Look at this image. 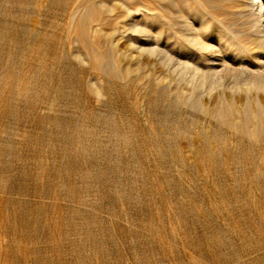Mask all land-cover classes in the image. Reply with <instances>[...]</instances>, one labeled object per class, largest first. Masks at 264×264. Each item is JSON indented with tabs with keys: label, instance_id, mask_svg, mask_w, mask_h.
<instances>
[{
	"label": "rangeland",
	"instance_id": "374dc122",
	"mask_svg": "<svg viewBox=\"0 0 264 264\" xmlns=\"http://www.w3.org/2000/svg\"><path fill=\"white\" fill-rule=\"evenodd\" d=\"M157 1L0 0V264H264V126L206 107L264 103V86L201 55L203 74L178 65L180 9L247 46L253 15ZM158 30L172 57L133 42Z\"/></svg>",
	"mask_w": 264,
	"mask_h": 264
},
{
	"label": "bare ground",
	"instance_id": "6f19581e",
	"mask_svg": "<svg viewBox=\"0 0 264 264\" xmlns=\"http://www.w3.org/2000/svg\"><path fill=\"white\" fill-rule=\"evenodd\" d=\"M21 1V0H20ZM30 1V0H29ZM73 0H71L72 3ZM88 1V0H87ZM157 1V0H156ZM191 1V0H190ZM213 1V0H212ZM224 1V0H223ZM236 1V0H235ZM233 1V2H235ZM13 2V1H12ZM39 2V1H38ZM57 2V1H56ZM55 2V3H56ZM62 2V0H61ZM69 2V1H68ZM75 2V1H74ZM149 2V0H148ZM163 0H158L156 6H161ZM166 2V1H165ZM173 2V1H172ZM177 2V1H175ZM199 4L207 2L206 0H198ZM22 3V2H21ZM76 3V2H75ZM179 3V2H178ZM193 3V2H192ZM222 3V2H220ZM243 6L247 5L250 10V14L253 15L254 18V25L253 29L250 31L253 40L251 41L252 46H247L241 43L240 39L235 35L232 34L225 24H217L213 28L206 24V19L204 13H194L192 10L189 9H180V15L183 17L184 20V30L181 31V39L184 41L181 45H179L181 54L183 58L179 59V64L181 65L184 70H191L194 74L204 73L206 69H204V64L202 62H198L194 60L195 55H201V58L207 62L209 61L210 64H207L210 69L215 70L218 72H222L225 68L226 64H230L234 68L250 73L254 76V79L250 82L252 85H256L259 87H263L264 83L261 81H257L256 77H264V0H244ZM19 4V3H18ZM23 4V3H22ZM59 4V3H58ZM112 4V3H111ZM154 4V3H153ZM152 4V5H153ZM210 4V3H209ZM213 4V3H212ZM227 4V3H225ZM224 4V5H225ZM232 4V3H231ZM241 4V3H240ZM21 5V4H20ZM62 5V4H60ZM73 5V4H72ZM96 5V4H95ZM98 5V4H97ZM102 5V4H101ZM106 5V4H105ZM222 5V6H224ZM229 5V2H228ZM239 5V4H238ZM23 6V5H22ZM49 6V5H48ZM112 6V5H111ZM110 6V7H111ZM144 6V5H143ZM142 6V7H143ZM158 6V7H159ZM241 6V5H240ZM242 6V7H243ZM97 7V6H96ZM113 7V6H112ZM155 7V6H154ZM169 7V6H168ZM191 7V6H190ZM194 7V6H193ZM196 7V6H195ZM226 7V6H225ZM95 9V7H93ZM144 8V7H143ZM240 8V7H239ZM98 10V8H96ZM109 9V7H108ZM142 9V8H141ZM150 7L146 6V8L142 9V15L144 18H150L149 15L152 12H149ZM139 11V13H140ZM206 11V10H205ZM97 12V11H96ZM100 12V11H99ZM97 12L93 19H101L100 13ZM103 12V11H102ZM104 13V12H103ZM154 13V12H153ZM217 13V11H216ZM220 13V12H219ZM140 14V16H141ZM223 14V13H222ZM155 15V14H154ZM216 15V14H215ZM225 15V14H224ZM141 16V17H143ZM179 16V15H178ZM97 17V18H96ZM155 17V16H154ZM103 18V17H102ZM152 18V17H151ZM92 19V17H91ZM105 19V17L103 18ZM219 19V18H218ZM154 20V19H153ZM209 20V19H208ZM99 21V20H98ZM102 21V20H101ZM104 21V20H103ZM146 21V22H147ZM151 21V20H149ZM157 21V20H156ZM137 22V21H136ZM139 22V21H138ZM155 22V21H154ZM158 22V21H157ZM181 22V21H180ZM107 23V22H105ZM135 23V22H134ZM139 23H136V25ZM160 24V22H159ZM100 25V24H99ZM141 25V23L139 24ZM143 25V24H142ZM146 25V24H145ZM153 25V24H152ZM7 26V25H6ZM101 26V25H100ZM13 26H11L12 28ZM138 26H135L137 29ZM151 27V26H150ZM149 27V28H150ZM8 28V27H7ZM143 28V27H142ZM148 28V30H149ZM157 28V27H156ZM140 29V28H139ZM143 30V29H142ZM141 30V31H142ZM151 30V28H150ZM149 30V31H150ZM154 30V29H153ZM137 32V31H136ZM107 33V32H106ZM151 33V32H150ZM149 34V33H146ZM20 35V34H19ZM178 35V34H177ZM151 36V35H150ZM152 36L154 38V42H152L153 46L144 45V43L139 42V40H134L133 42L137 43L138 47L147 50V51H154L157 50L159 53L167 54L172 57V52L162 48V44L160 43L161 31L152 32ZM27 38V37H26ZM162 38V37H161ZM106 39V38H105ZM2 40V39H1ZM29 40V39H28ZM91 40V39H90ZM107 40V39H106ZM5 41V40H4ZM6 42V41H5ZM32 42V41H31ZM41 42V41H40ZM93 42V40H92ZM132 42V43H133ZM5 45V44H4ZM96 45V44H95ZM249 45V44H248ZM29 46V45H28ZM40 47V46H39ZM11 48V47H10ZM16 48V47H15ZM35 48V47H34ZM10 51V50H9ZM8 51V52H9ZM7 52V53H8ZM12 52V51H11ZM14 52V51H13ZM105 52V51H104ZM31 53V52H30ZM108 53V52H106ZM175 53V52H174ZM173 53V55H175ZM177 54V53H176ZM10 55V54H9ZM13 55V54H12ZM104 55V54H103ZM166 55V56H167ZM253 58L248 59L247 57L250 56ZM92 56V55H90ZM8 57V56H7ZM76 57V56H75ZM91 58V57H90ZM198 58V57H197ZM196 58V59H197ZM5 60V59H4ZM8 60V59H7ZM118 60V59H117ZM237 60L238 64L233 65V61ZM178 61V60H177ZM96 63V62H95ZM176 63V62H175ZM235 63V62H234ZM83 64V63H82ZM90 64V63H88ZM206 65V66H207ZM220 66L219 70H216L218 66ZM226 66V67H227ZM92 67V66H91ZM95 67V66H93ZM99 67V66H97ZM105 67V66H104ZM108 68V67H107ZM123 68V67H122ZM125 68V67H124ZM208 68V70H210ZM1 69V68H0ZM4 69V68H3ZM7 69V68H6ZM101 70V69H100ZM124 70V69H123ZM122 70V72H123ZM126 70V69H125ZM128 70V69H127ZM126 70V71H127ZM20 71V70H19ZM23 71V70H22ZM113 71V69H112ZM118 72V71H117ZM125 72V71H124ZM123 72V73H124ZM209 72V71H208ZM1 73V71H0ZM10 73V70H9ZM110 73V71L108 72ZM107 73V74H108ZM128 72H126L127 74ZM212 73V72H210ZM2 74V73H1ZM112 75V74H110ZM200 75V74H199ZM114 76V75H112ZM128 76V75H126ZM109 77V76H108ZM6 78V77H5ZM9 78V77H8ZM6 80V79H5ZM11 82L9 79L6 83ZM30 82V81H29ZM10 84V83H9ZM31 84V83H30ZM7 85V84H6ZM9 86V85H8ZM212 87V86H211ZM2 88V85H1ZM11 88V87H10ZM18 89V88H17ZM96 89V87H95ZM100 89V88H99ZM104 89V88H103ZM106 91V90H104ZM7 92V91H6ZM252 95V94H251ZM250 95V96H251ZM264 95V94H263ZM151 96V95H150ZM184 98V97H183ZM200 98V97H199ZM209 99V97H208ZM248 99V98H247ZM253 99V98H252ZM248 99L246 102H238L222 98L218 99L213 106L206 105L207 109L213 114L219 116V118H223L228 122L230 125L236 126L238 130L247 133L251 136H257L260 132L259 127L264 126V103L261 102L259 99ZM176 103V102H175ZM181 103V102H180ZM243 105L244 107H241ZM90 109V108H89ZM236 110V116H238L239 120H243L241 125L236 124V117L232 115V111ZM151 111V110H150ZM93 112V111H92ZM146 112V110H145ZM87 113V112H86ZM101 113V112H100ZM145 114V113H144ZM155 114V113H154ZM90 115V112H89ZM159 115V114H158ZM113 116V115H112ZM167 118V117H166ZM163 120V119H162ZM171 120V119H170ZM211 120V119H209ZM164 121V120H163ZM181 121V120H180ZM163 123V122H162ZM150 124V123H149ZM170 124V123H169ZM172 125V124H171ZM210 126V125H209ZM221 126V125H220ZM165 127V126H164ZM182 127V126H181ZM186 127V126H185ZM183 128V127H182ZM215 128V127H214ZM220 130V129H219ZM153 131V130H152ZM172 132V131H171ZM229 132V131H228ZM178 133V131H177ZM202 133V132H201ZM232 133V132H231ZM264 134V133H263ZM72 135V134H71ZM236 135V134H235ZM150 136V135H148ZM170 136V135H169ZM237 136V135H236ZM235 136V137H236ZM240 136V135H239ZM156 137V136H155ZM202 138V137H201ZM238 138V137H237ZM241 138V137H240ZM172 139V138H171ZM209 140V139H208ZM238 140V139H237ZM240 140V139H239ZM156 141V140H155ZM150 142V141H149ZM203 142V141H202ZM210 142V141H209ZM263 142V141H262ZM162 143V142H161ZM208 143V142H207ZM206 143V144H207ZM249 143V141H248ZM151 144V143H150ZM168 144V143H167ZM250 144V143H249ZM261 144V142H260ZM172 145V144H171ZM260 146V145H259ZM151 147V146H150ZM169 147V146H167ZM207 147V145H206ZM166 148V147H165ZM197 149V148H196ZM212 149V148H211ZM264 150V149H263ZM157 151V150H156ZM209 151V150H208ZM159 152V151H158ZM174 152V151H172ZM212 152V151H211ZM176 154V153H175ZM179 154V153H178ZM213 154V153H212ZM197 155V154H196ZM244 159V158H243ZM211 163V162H210ZM243 168V167H242ZM186 172V171H185ZM183 174V173H182ZM197 256V255H196Z\"/></svg>",
	"mask_w": 264,
	"mask_h": 264
}]
</instances>
